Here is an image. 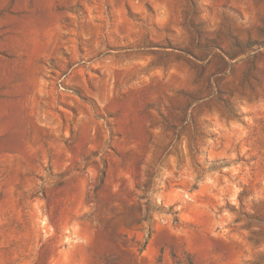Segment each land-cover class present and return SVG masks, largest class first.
<instances>
[{
	"label": "rangeland",
	"instance_id": "374dc122",
	"mask_svg": "<svg viewBox=\"0 0 264 264\" xmlns=\"http://www.w3.org/2000/svg\"><path fill=\"white\" fill-rule=\"evenodd\" d=\"M0 264H264V0H0Z\"/></svg>",
	"mask_w": 264,
	"mask_h": 264
},
{
	"label": "trees",
	"instance_id": "16d2710c",
	"mask_svg": "<svg viewBox=\"0 0 264 264\" xmlns=\"http://www.w3.org/2000/svg\"><path fill=\"white\" fill-rule=\"evenodd\" d=\"M147 216L144 218V221H146V222L149 220V218Z\"/></svg>",
	"mask_w": 264,
	"mask_h": 264
}]
</instances>
